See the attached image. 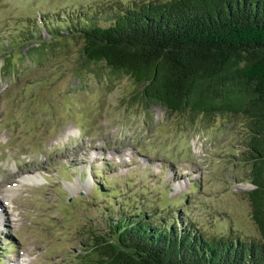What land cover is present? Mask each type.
Instances as JSON below:
<instances>
[{
	"label": "rangeland",
	"instance_id": "rangeland-1",
	"mask_svg": "<svg viewBox=\"0 0 264 264\" xmlns=\"http://www.w3.org/2000/svg\"><path fill=\"white\" fill-rule=\"evenodd\" d=\"M140 1L0 0V264H83L87 235L137 208L259 238L242 118L137 101L83 55L81 23Z\"/></svg>",
	"mask_w": 264,
	"mask_h": 264
},
{
	"label": "trees",
	"instance_id": "trees-1",
	"mask_svg": "<svg viewBox=\"0 0 264 264\" xmlns=\"http://www.w3.org/2000/svg\"><path fill=\"white\" fill-rule=\"evenodd\" d=\"M79 27L85 58L128 75L135 100L242 118L259 233L207 237L191 220L179 226L178 216L155 220L137 208L87 235L83 264H264V0H146L106 26Z\"/></svg>",
	"mask_w": 264,
	"mask_h": 264
},
{
	"label": "bare ground",
	"instance_id": "bare-ground-1",
	"mask_svg": "<svg viewBox=\"0 0 264 264\" xmlns=\"http://www.w3.org/2000/svg\"><path fill=\"white\" fill-rule=\"evenodd\" d=\"M28 174H31V173H25L23 176H25V175H28ZM32 175V174H31ZM22 176V177H23ZM26 177V176H25ZM25 177H23L21 180H24L25 179ZM21 177H19V179H20ZM26 181H28V179H25ZM2 216V215H1Z\"/></svg>",
	"mask_w": 264,
	"mask_h": 264
}]
</instances>
